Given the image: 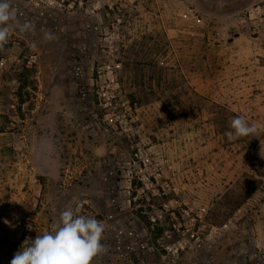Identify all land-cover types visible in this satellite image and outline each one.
Returning <instances> with one entry per match:
<instances>
[{
    "label": "rangeland",
    "instance_id": "1",
    "mask_svg": "<svg viewBox=\"0 0 264 264\" xmlns=\"http://www.w3.org/2000/svg\"><path fill=\"white\" fill-rule=\"evenodd\" d=\"M9 2L0 264L77 208L92 264H264V131L225 135L264 125V0Z\"/></svg>",
    "mask_w": 264,
    "mask_h": 264
},
{
    "label": "clouds",
    "instance_id": "2",
    "mask_svg": "<svg viewBox=\"0 0 264 264\" xmlns=\"http://www.w3.org/2000/svg\"><path fill=\"white\" fill-rule=\"evenodd\" d=\"M13 25L21 32L34 28L31 22H19L17 10L9 0H0V49L7 44ZM44 39L51 41L57 37L51 32H45ZM230 127L232 130L225 133L229 141L255 136L264 131V125L250 123L244 116L234 117ZM79 212V208L62 211L52 229L37 235L34 240H26L27 246H22L10 264H92L94 257L106 251L101 243L105 225Z\"/></svg>",
    "mask_w": 264,
    "mask_h": 264
},
{
    "label": "trees",
    "instance_id": "3",
    "mask_svg": "<svg viewBox=\"0 0 264 264\" xmlns=\"http://www.w3.org/2000/svg\"><path fill=\"white\" fill-rule=\"evenodd\" d=\"M247 196L244 198H238L235 197L234 195H224L223 199L221 200L222 203L226 206V210H227V215H225L224 217H220V219L217 221H215L213 224L216 226H222L225 224V222L229 219V217L235 213L246 201Z\"/></svg>",
    "mask_w": 264,
    "mask_h": 264
},
{
    "label": "built area",
    "instance_id": "4",
    "mask_svg": "<svg viewBox=\"0 0 264 264\" xmlns=\"http://www.w3.org/2000/svg\"><path fill=\"white\" fill-rule=\"evenodd\" d=\"M29 238H30V233L27 232V233H26V239L29 240Z\"/></svg>",
    "mask_w": 264,
    "mask_h": 264
}]
</instances>
